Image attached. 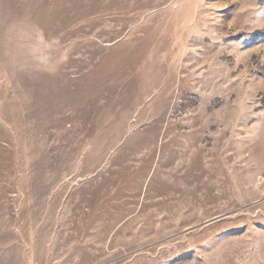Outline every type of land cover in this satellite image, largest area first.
<instances>
[{"label": "rangeland", "instance_id": "374dc122", "mask_svg": "<svg viewBox=\"0 0 264 264\" xmlns=\"http://www.w3.org/2000/svg\"><path fill=\"white\" fill-rule=\"evenodd\" d=\"M0 264H264V0H0Z\"/></svg>", "mask_w": 264, "mask_h": 264}]
</instances>
